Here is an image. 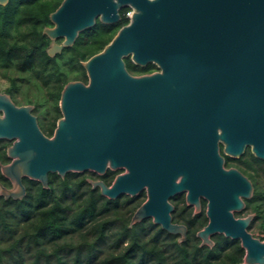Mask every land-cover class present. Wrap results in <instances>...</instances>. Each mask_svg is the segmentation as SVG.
<instances>
[{
    "label": "water",
    "instance_id": "water-1",
    "mask_svg": "<svg viewBox=\"0 0 264 264\" xmlns=\"http://www.w3.org/2000/svg\"><path fill=\"white\" fill-rule=\"evenodd\" d=\"M189 1L136 8L130 24L82 63L88 84L64 85L63 116L53 136L41 131L31 105H16L9 94L0 92V139L12 141L6 150L11 161L1 165L12 186L0 183V195L24 197L23 177L47 188L49 173L63 177L87 169L102 172L107 160L113 168L121 161L128 172L117 176L110 187L88 181L109 197L134 194L146 186L148 198L134 212L132 223L154 215V222H161L169 233H180L183 240L185 227L171 223L167 213L154 212L152 200L158 184L169 187L167 195L185 188L188 200H197L199 194L209 200V222L197 234L203 243L212 245L209 235L215 232L239 238L245 248L241 264H264V241L239 229L248 220L234 219L230 212L241 205L229 184L233 171L222 169L216 145L209 142L217 122L228 123L230 113L264 119V0H217L223 9L222 23L210 18L207 0ZM6 2L0 0L2 5ZM119 5L113 0H63L49 14L52 26L43 29L51 40L47 54L71 46L97 17L104 23L117 21ZM195 14L198 21L191 20ZM58 38L61 43L55 42ZM128 52L141 63L154 60L160 72L131 75L123 61ZM183 89L187 98L181 102ZM180 105L189 121L201 116L203 143L201 135L190 129L179 140L173 139L172 144L183 150L169 165V137L155 128L154 121L164 118L168 106L175 110ZM201 145L205 157L198 161ZM178 173L182 176L176 183ZM165 208L167 212L170 206L165 203Z\"/></svg>",
    "mask_w": 264,
    "mask_h": 264
},
{
    "label": "trees",
    "instance_id": "trees-1",
    "mask_svg": "<svg viewBox=\"0 0 264 264\" xmlns=\"http://www.w3.org/2000/svg\"><path fill=\"white\" fill-rule=\"evenodd\" d=\"M60 0H9L0 5V70L15 69L5 90L17 100L18 81L32 78L56 108L60 90L71 81L65 68L80 67L113 36L110 25L96 22L75 43L49 56L51 42L43 32ZM58 41V40H57ZM63 59V61H59ZM30 102V100H26ZM43 132L50 135L53 117ZM9 141L0 139V183L10 186L1 165L8 162ZM20 199L0 195V264H233L241 260L238 242L218 234L213 247L199 246L194 232L183 242L149 220L129 225L119 214L118 199L92 189L81 172L63 178L48 174V187L25 177Z\"/></svg>",
    "mask_w": 264,
    "mask_h": 264
},
{
    "label": "flooded vegetation",
    "instance_id": "flooded-vegetation-1",
    "mask_svg": "<svg viewBox=\"0 0 264 264\" xmlns=\"http://www.w3.org/2000/svg\"><path fill=\"white\" fill-rule=\"evenodd\" d=\"M62 1L63 0H60L58 6L61 4ZM113 1L118 2L120 4L118 7V14H119L118 20L111 23H104L101 22L98 17L95 19V23L101 22L102 24L110 25L112 29H114V33L110 41L119 33V31L124 26L130 24L132 15L135 12L136 8L155 5L157 3H162V2H165L164 6L167 5L166 3H172V0H113ZM8 2L9 0H7L5 4H7ZM183 2L185 5L190 3L189 0H183ZM207 4L209 6L210 18L212 20L216 18L220 23H222L224 20V14H223V9L219 7L220 5L218 1L207 0ZM215 7L216 10H214ZM191 15L192 13L189 12V14L187 15V19H189ZM193 19H195V21H198V14L197 15L195 14V16L191 18V20ZM196 31L198 32V28H196ZM210 31L211 30H209V33ZM188 33L192 35V33L190 32ZM212 34L213 33H211V35ZM208 38L210 41H212L213 39L212 36H208ZM75 40L73 44L75 43ZM61 41L62 38H60V40L58 41L57 39L55 40L56 43H61ZM107 44H105L99 51L103 50V48ZM50 45L51 42L49 46ZM189 46L190 45H188V47ZM84 61L85 60H79V64L81 68L78 69L80 70V72L72 75L71 81H80L86 85L88 84L89 81H88L87 72L82 64ZM123 61L125 64V68L133 76L149 75L156 72H160V67L154 60H147L145 63H141L140 61H136L135 59H133L132 52H128L127 54L123 55ZM71 66H75V64ZM63 87L60 90V95L56 103L55 109L51 105L50 99L48 97H45V105L43 106V111H42L43 113H41L42 115L37 112L38 111L37 103L31 100L30 102L26 101L20 103L17 100L15 101L12 98L11 99L16 105L32 106L31 113L35 115L38 126L42 132H43L42 127H47L50 124L49 122L52 120L53 117L54 123L51 129L52 130L51 134L48 135L45 132H43L47 136H53L55 129L57 128L58 120L63 116L60 107V96ZM180 98H181V102L184 98H187V91L185 89L180 91ZM167 110L168 113H166L163 116L164 118H160L157 121L156 120L154 121V126L155 128H158L163 133L168 135L169 137L168 140L170 142V145H167L168 144L167 143L166 147L168 149L171 147L169 149L168 155L170 158L169 165H172L175 164L176 161L178 160L177 153L183 150L181 147H177V145L172 144V140L173 139L179 140L182 137V135L187 134L189 129L195 131L198 136L201 135L203 132V122L200 115H197L196 120L190 119L189 121L188 115L186 114L182 105H180L179 108H175V110H172V107L168 106ZM0 114L2 113L0 112ZM152 131H154V128L152 129ZM214 135L215 137L212 136L209 142L215 143L216 145L217 153L222 159L221 162L222 169L226 171L228 170L233 171L232 175L229 178V184L233 191L234 196L241 202V205L239 207L231 208L230 212L234 219L248 220L246 225H240L239 229L243 228L253 237L264 241V119L259 116H253L250 113L237 114L233 112L229 114L228 123L217 122L216 128L214 129ZM199 139L202 144L203 143L202 135ZM8 141L10 145L12 141L10 140ZM9 145H7V147ZM206 147L210 148L211 145L209 144ZM202 152H204L203 145H201V147L198 149V153L196 155L198 161H201L205 157V154ZM10 161L11 159L8 157L7 163H9ZM127 172H128L127 167L121 161L116 167L113 168L112 166H110L109 160H107L105 168L102 172H97L91 169H87L82 171L81 173L85 174L86 180L90 184L91 188L96 189L100 192V187L99 186L93 187L92 184L88 181V179L94 181H101L106 187H110L117 178V176L123 175ZM181 176H182L181 173H178V175H176L175 178L176 183L180 182ZM24 178L25 177L22 178V181L24 180ZM23 185L25 186L24 182ZM11 186L12 184L10 182V186H6V187L10 188ZM153 189H154V197L152 200L153 211L157 212V214H162V215L167 213L170 216L171 223L185 227V237L183 240H181L182 235L180 233L177 234L170 233L177 236V240L179 242L185 241L188 233L194 232L198 239L199 246L213 247L215 244V239L218 234L225 236L224 234L219 232L210 234L209 239L212 241V245H209L207 243H203L202 238L197 235L198 232L202 230L209 222V218L207 215L209 200L203 194H199L197 196V200L195 199L194 201V199L188 200L187 197L188 190L185 188L178 191L176 190L169 195H167V193L169 192L170 189L169 187H166L164 185L159 186L158 184L157 186H154ZM100 194L105 199H109V200L118 199L120 201L118 212L119 214L121 215L123 214L124 216L129 215V220H128L129 225L134 224L131 222L134 212L148 198V192L146 186H144L140 191L134 194H130L127 192H120L115 197H109L107 194H102L101 192ZM165 203H167L170 206V209L167 212L165 208ZM146 219L149 220L154 225V227L160 228L166 233H169L162 227L161 222H157V223L154 222V215H150L149 217L144 218L142 220H146ZM142 220H140L139 222H141ZM228 238L238 242L239 246L243 249L241 260L233 264L243 263L245 256V248L241 245V240L239 238H231V237Z\"/></svg>",
    "mask_w": 264,
    "mask_h": 264
},
{
    "label": "rangeland",
    "instance_id": "rangeland-1",
    "mask_svg": "<svg viewBox=\"0 0 264 264\" xmlns=\"http://www.w3.org/2000/svg\"><path fill=\"white\" fill-rule=\"evenodd\" d=\"M57 40H60L58 38ZM59 61H63L60 59ZM69 75H74L80 72L78 67L71 66V68H65ZM17 77V78H26L28 75H23L17 72L15 69H9L7 71L0 70V92H5V90L9 87L10 78ZM18 94L16 95L17 101L22 103L26 102V100H31L38 105V113H43V106L45 105V94L43 89L41 88L40 84L30 78V80L18 81ZM42 115V114H41Z\"/></svg>",
    "mask_w": 264,
    "mask_h": 264
}]
</instances>
